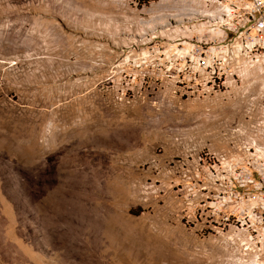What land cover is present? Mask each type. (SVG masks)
Wrapping results in <instances>:
<instances>
[{"label": "rangeland", "instance_id": "374dc122", "mask_svg": "<svg viewBox=\"0 0 264 264\" xmlns=\"http://www.w3.org/2000/svg\"><path fill=\"white\" fill-rule=\"evenodd\" d=\"M214 11L0 0V264H238L198 215V166L258 119L264 57L213 86L190 55L240 23Z\"/></svg>", "mask_w": 264, "mask_h": 264}, {"label": "built area", "instance_id": "2783aa9c", "mask_svg": "<svg viewBox=\"0 0 264 264\" xmlns=\"http://www.w3.org/2000/svg\"><path fill=\"white\" fill-rule=\"evenodd\" d=\"M206 1L217 8L210 15L230 24L228 29L233 30L234 18L240 22L233 36L226 33L207 50L190 55L193 66L211 71L210 81L217 86L222 65L240 62L241 56L264 57V0ZM238 131L244 139L235 151L208 153L199 161L200 191L209 195L199 202L198 215L215 229L231 230L238 264H264V100L258 119Z\"/></svg>", "mask_w": 264, "mask_h": 264}]
</instances>
